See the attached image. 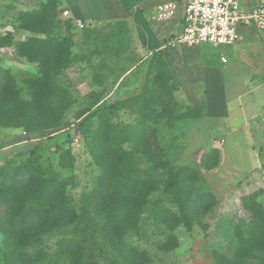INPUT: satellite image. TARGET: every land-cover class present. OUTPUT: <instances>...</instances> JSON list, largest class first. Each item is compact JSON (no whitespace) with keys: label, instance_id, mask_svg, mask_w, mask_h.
Returning <instances> with one entry per match:
<instances>
[{"label":"rangeland","instance_id":"rangeland-1","mask_svg":"<svg viewBox=\"0 0 264 264\" xmlns=\"http://www.w3.org/2000/svg\"><path fill=\"white\" fill-rule=\"evenodd\" d=\"M94 10L89 0H0V36L10 33L15 43L39 39L44 42L39 47L55 48L59 64L46 68L29 62L15 45L0 47V264H7L8 251L23 259L20 264H69L60 244L84 239L91 251L84 250L81 259L92 253L97 264H126L123 252L129 248L148 264H264V239L254 244L253 254L247 249L250 235L264 231V175L230 167L233 161L248 168L247 148H229L231 136L223 149L216 147L214 139L225 138V127L216 121L203 125V106L190 99L186 86L173 85L163 60L135 57L142 39L136 27L119 18L100 19ZM23 24L34 30L22 29ZM231 51L203 46V57L176 65L178 82L192 87L194 81L200 93L205 69L217 55ZM35 80L45 85L35 89L30 85ZM13 87L18 99L33 102L37 112H18ZM53 97L59 101L48 106ZM115 103L106 116L101 109ZM138 121L150 127L143 144L96 133L101 124ZM153 139L169 165L157 169L136 153L140 173L127 181L128 175L118 173L122 168L112 166L118 147L135 152ZM180 169L184 173L177 176ZM111 173L104 187L109 196L98 201L94 192L100 179ZM133 180H145L147 188L159 191L123 222L122 205ZM168 183L177 186L167 191ZM50 205L68 210L52 230L43 226L31 234L22 221L45 214ZM179 205L186 207L191 229L173 223L166 213L178 215ZM108 234L123 235L121 253L111 241L105 243Z\"/></svg>","mask_w":264,"mask_h":264},{"label":"crops","instance_id":"crops-1","mask_svg":"<svg viewBox=\"0 0 264 264\" xmlns=\"http://www.w3.org/2000/svg\"><path fill=\"white\" fill-rule=\"evenodd\" d=\"M184 1L97 0L92 5L89 0L100 19L119 18L136 27L142 39L140 38V47L135 57H145V60L150 57H161L173 75V85L186 86L191 90L190 99L203 106L204 126L216 121L225 127V138L222 135L214 139L215 143H218L216 147L223 149L228 137L231 136L229 148L235 150L247 148L245 155L252 159L250 167L241 168L230 161L231 169H236L239 173L264 175V29L241 28L240 40L228 46L232 48L231 55L220 53L201 75L203 88L198 93L196 82L191 83L192 87L178 82L176 65L184 66L192 57H203L202 48L205 45L193 47L176 42L183 28L181 11L172 20L158 21L155 18V10L159 4L165 2L183 4ZM259 6H264V0H241L243 11H250ZM223 57L226 58V62L222 61ZM197 93L203 97L202 101L196 99ZM223 159L226 162V158Z\"/></svg>","mask_w":264,"mask_h":264},{"label":"trees","instance_id":"trees-1","mask_svg":"<svg viewBox=\"0 0 264 264\" xmlns=\"http://www.w3.org/2000/svg\"><path fill=\"white\" fill-rule=\"evenodd\" d=\"M68 22L72 23V20ZM22 29L33 31L34 27H31L27 24H23ZM42 43L44 42H42L39 39H35V38H31L27 41H19L18 43H15V39L10 33L5 36H0V47L15 45L17 47L18 52L24 55L29 62L39 63L40 65H44L46 68H50L51 66L57 67L59 65L57 61V57H53L55 53V48L54 47L52 48L39 47L38 45ZM31 47H34L35 50L30 52L29 49ZM158 59L163 60L161 57H158ZM168 72H169V76L171 77L170 71ZM44 77H46V80L50 79L49 78L50 76L47 73ZM30 85L35 87V89H40L41 87L45 85V82L43 80H35L33 82H30ZM11 92L17 97V100H18L17 109L21 115L29 116L32 113L37 112L36 111L37 106L33 102H26V101L18 99L19 92L15 90L14 87L12 88ZM54 97L48 100L49 101L48 106H53L59 101V99L54 98ZM118 104H121V103H118ZM117 106H118L117 103H115L113 105L105 106L101 110L105 112L106 116L109 115L110 117L111 116L110 112L114 110ZM39 109L41 110L40 107ZM109 125L110 126L105 127L104 124H101V126H99V128L96 129V133L98 135H101V134H104L105 132L109 134L111 132V135L113 134V136L115 137L124 135L126 139L122 142L132 140L136 144H143L145 141H143L142 138L146 136L150 130V127L147 126L142 121H138L133 126L125 125V126L117 127V125H112V124H109ZM53 126H57V125H53ZM115 129H118V130H115ZM130 137H133V138L129 139ZM148 144H149L148 147L146 146L147 148L145 147V149H136L135 152L126 151L122 147L123 145L118 147L116 151V155H117L116 162L113 163L112 166H119L120 168H122L120 169V171H118V173L128 175V178H126L127 181L129 179L130 180L133 179L132 173H136V174L140 173L139 172L140 170L136 166V160H135L136 153L137 154L140 153L144 158H146V160L149 163L152 164V167H156L157 169L163 168L169 165V162L164 160V151L158 147V144L156 143V141L154 139L152 140V142L148 140ZM183 173H184V169H180L177 172V176H181L183 175ZM111 176H112V173L108 175V177L104 176V178L100 179V182H99L100 188L94 192L95 197H98L97 199L98 201L105 200V198L109 196L108 193L104 191L105 190L104 187L109 177ZM133 181H134L133 185L131 186L126 185L127 187L128 186L129 187L127 189V192H128L127 198L125 200V203L122 205L123 222L124 221L127 222V219L129 217L135 216L137 212L136 209H141V207L145 206L147 197L152 192L159 191V187L157 186L147 188V181L145 180H142V181L133 180ZM175 183H173L174 185L172 183H168V185L166 186V190L167 191L173 190L177 186V184ZM7 203H8V200H7ZM85 203L89 205V200L88 201L86 200ZM133 208L135 209L132 210ZM67 210L68 209L64 206L50 205L47 211L45 212V214H39L35 216L34 218H31L30 219L31 221H28V222L22 221V223L24 222L23 225L26 224L25 225L26 230L28 229V231L31 232V234L32 233L36 234L37 228L38 229L44 228L43 226H45L46 229L49 228L52 230L53 226L56 225L57 220H60L64 216V214L67 212ZM178 211H179L178 215L170 211H167L166 213L173 217V220L170 219L173 223L183 224L186 228L191 229L193 221L191 217L188 215L186 207L184 205H179ZM26 218L29 219V215H26ZM117 230L119 231V229ZM108 235L109 236L105 239V243H109L111 241L113 243L114 249L117 250V252L121 253L123 247L120 244L123 242V235L119 234L118 236L115 235V237L112 236V234H108ZM91 236L92 237L88 239L89 242H91V239H94L93 234H91ZM250 236L251 237L249 238L250 241H249V244L247 245V249H248L249 254H253L256 248L254 244L259 243L261 239H264V231L260 230L259 232H255L254 234ZM85 240L86 239H84V241H80L79 243L75 240L74 241L66 240L60 244L59 251L61 252L62 257H67V259L70 260V262H68L69 264H97L94 259V254L92 253L88 255V260L86 258L81 259L82 254H83L82 252L84 250L91 251L88 248V245L86 244L87 240L86 241ZM79 244H81V246L83 247H81ZM9 253H10L9 251L7 252V254L4 253V257L6 258L7 264H20L21 262H24L22 258H19V259L17 258V260L14 259L12 257L13 256L12 252L10 254ZM77 253L79 256L77 255ZM140 255H141L140 252H138L136 249L129 248L127 251L123 252L124 257L123 256L122 257L126 264H148V262L146 263L145 261L146 259L138 260L136 258V257H140ZM246 255L247 254L244 253V256ZM215 258L216 260H219L217 259V254ZM236 260L239 261L241 259L239 257H236ZM228 263L231 264V262H228ZM59 264H66V263H59Z\"/></svg>","mask_w":264,"mask_h":264},{"label":"built area","instance_id":"built-area-1","mask_svg":"<svg viewBox=\"0 0 264 264\" xmlns=\"http://www.w3.org/2000/svg\"><path fill=\"white\" fill-rule=\"evenodd\" d=\"M181 11L183 28L176 42L189 46L210 45L216 48L236 44L241 37L243 27L264 29V6L250 11L241 9V0H185L165 2L156 7L155 18L158 21L174 19ZM68 10L65 15H69ZM79 29L85 24L75 20ZM226 62V58H222Z\"/></svg>","mask_w":264,"mask_h":264}]
</instances>
